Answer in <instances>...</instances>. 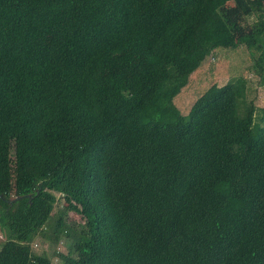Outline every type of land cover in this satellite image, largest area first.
<instances>
[{
	"label": "trees",
	"instance_id": "1",
	"mask_svg": "<svg viewBox=\"0 0 264 264\" xmlns=\"http://www.w3.org/2000/svg\"><path fill=\"white\" fill-rule=\"evenodd\" d=\"M239 46L264 84V0H0V264H264L246 78L173 103Z\"/></svg>",
	"mask_w": 264,
	"mask_h": 264
},
{
	"label": "rangeland",
	"instance_id": "2",
	"mask_svg": "<svg viewBox=\"0 0 264 264\" xmlns=\"http://www.w3.org/2000/svg\"><path fill=\"white\" fill-rule=\"evenodd\" d=\"M250 65L251 60L244 47L212 50L201 64L189 74L186 84L173 98L174 105L181 114H186L194 100L211 84L220 86L231 77L242 75L247 80V99L251 100L254 105L252 125L255 126L264 116V84L260 83V78L251 71ZM60 207V204L57 203L55 208ZM70 220L78 221V216L73 214L70 216ZM31 249L36 253L43 251L50 254L53 249L65 253L67 243L61 239L53 247L45 240H38L31 243ZM49 256H51V264H60L57 256Z\"/></svg>",
	"mask_w": 264,
	"mask_h": 264
}]
</instances>
